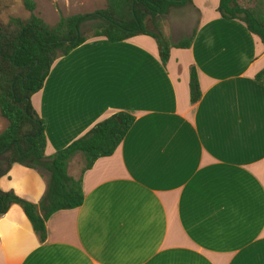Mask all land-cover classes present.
Segmentation results:
<instances>
[{
  "label": "crops",
  "instance_id": "obj_1",
  "mask_svg": "<svg viewBox=\"0 0 264 264\" xmlns=\"http://www.w3.org/2000/svg\"><path fill=\"white\" fill-rule=\"evenodd\" d=\"M191 0L189 49L162 66L154 40L90 38L51 66L31 106L44 123L47 157L96 123L125 112L135 120L115 152L81 174L80 206L58 210L40 242L16 204L0 217V264H264V69L260 40ZM172 29V30H171ZM201 97L189 100V71ZM0 189L38 203L45 180L13 164Z\"/></svg>",
  "mask_w": 264,
  "mask_h": 264
},
{
  "label": "trees",
  "instance_id": "obj_2",
  "mask_svg": "<svg viewBox=\"0 0 264 264\" xmlns=\"http://www.w3.org/2000/svg\"><path fill=\"white\" fill-rule=\"evenodd\" d=\"M191 0H105V8L92 14L61 17L51 26L36 14V4L23 0L26 20L9 17L0 20V118L6 127L0 132V161L7 173L13 164L34 170L45 180V191L38 203L0 189V217L12 204L20 207L40 242L46 238L45 222L58 210L73 209L83 202L81 176L67 172L70 160L80 155L81 174L100 159L111 156L131 129L135 118L125 112L115 113L96 123L82 137L66 148L47 157L44 123L33 110L30 99L43 86L52 64L67 56L90 38L103 37L118 43L138 35L151 37L162 66H166L170 50L189 49L196 29L176 44L163 34L158 16L173 6L190 4ZM1 9V4H0ZM217 12L225 20H239L255 35L264 49V0H255L253 7H244L238 0H219ZM151 20L156 33L145 29ZM98 21L91 36L80 34V27ZM264 84V69L255 76ZM201 97L197 74L189 71V100L193 105Z\"/></svg>",
  "mask_w": 264,
  "mask_h": 264
},
{
  "label": "rangeland",
  "instance_id": "obj_3",
  "mask_svg": "<svg viewBox=\"0 0 264 264\" xmlns=\"http://www.w3.org/2000/svg\"><path fill=\"white\" fill-rule=\"evenodd\" d=\"M36 4L35 14L48 25H55L61 17L92 14L105 8V0H32ZM244 7H253L255 0H238ZM0 20L6 22L9 17L26 20L29 13L24 10L23 0H0ZM161 22L162 32L174 28L175 32H181L188 23H193L195 17L189 14L187 4L184 6H173L167 10L164 16H158ZM98 21L84 23L79 31L83 36H91L93 28ZM145 29L156 33V30L149 18L146 19ZM172 30V29H171ZM165 35V34H164ZM189 37H182L181 41ZM6 127V122L0 118V132ZM5 168L4 162L0 161V170Z\"/></svg>",
  "mask_w": 264,
  "mask_h": 264
}]
</instances>
